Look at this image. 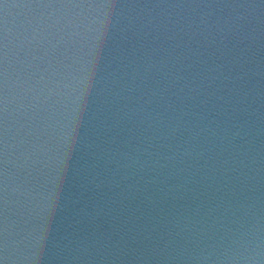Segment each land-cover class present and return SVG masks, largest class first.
Masks as SVG:
<instances>
[{
    "label": "water",
    "instance_id": "water-1",
    "mask_svg": "<svg viewBox=\"0 0 264 264\" xmlns=\"http://www.w3.org/2000/svg\"><path fill=\"white\" fill-rule=\"evenodd\" d=\"M0 264H264V0H0Z\"/></svg>",
    "mask_w": 264,
    "mask_h": 264
}]
</instances>
